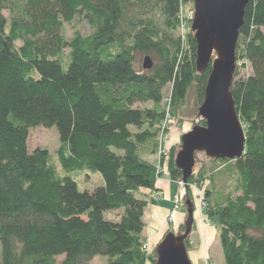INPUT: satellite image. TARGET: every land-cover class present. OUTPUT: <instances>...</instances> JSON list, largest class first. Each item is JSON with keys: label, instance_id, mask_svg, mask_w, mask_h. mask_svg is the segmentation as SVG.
<instances>
[{"label": "trees", "instance_id": "obj_1", "mask_svg": "<svg viewBox=\"0 0 264 264\" xmlns=\"http://www.w3.org/2000/svg\"><path fill=\"white\" fill-rule=\"evenodd\" d=\"M189 3L0 0V264H144L141 192L158 191L149 158L167 142L160 124L185 114L191 92L198 109L209 74L196 72L195 41L180 30ZM78 21L89 33L67 37ZM136 54L151 68L137 67ZM235 55L251 70L230 88L245 152L213 160L221 166L210 169L204 212L220 228L223 264H264V0L245 6ZM37 126L56 128L61 172L47 149L29 150ZM174 156L166 167L177 180ZM76 171L103 184L80 191Z\"/></svg>", "mask_w": 264, "mask_h": 264}, {"label": "water", "instance_id": "obj_2", "mask_svg": "<svg viewBox=\"0 0 264 264\" xmlns=\"http://www.w3.org/2000/svg\"><path fill=\"white\" fill-rule=\"evenodd\" d=\"M249 0H192L193 16L190 33L196 44L195 69H209L204 96L197 115L204 125H195L181 135L174 165L183 182L191 177L195 155L204 153L212 160L238 159L245 152V133L236 112L231 93L236 64V45L243 25L244 10ZM152 61L144 56L143 69ZM186 219L183 230L167 232L155 247L154 264H192L185 241L192 232L193 203L184 202Z\"/></svg>", "mask_w": 264, "mask_h": 264}, {"label": "rangeland", "instance_id": "obj_3", "mask_svg": "<svg viewBox=\"0 0 264 264\" xmlns=\"http://www.w3.org/2000/svg\"><path fill=\"white\" fill-rule=\"evenodd\" d=\"M183 12L185 13L186 18L182 20L184 25V30H181V33L186 35L190 32V26L193 16V3H189L183 7ZM6 15L7 13L4 12ZM66 29V36L70 37L75 31H79L81 34H87L90 31V28L85 22H74L72 25H65ZM146 56V55H145ZM144 55L136 54V65L137 67H141L143 62ZM151 59V58H150ZM152 61V60H151ZM237 76L236 79L239 77H246L251 74L250 67L245 60H237ZM171 85L168 84L164 88V98L162 101V107H164L165 101L170 93ZM134 106L138 108H149L152 106L151 102L147 103H136ZM185 114L174 117L172 122L168 124V132H169V140L165 143L164 149L162 153L156 155L153 162L160 161V173L157 175L158 181H167L174 186V191L171 199V206L169 207L167 214L165 216L163 225L160 229L156 230V227L151 226L149 223L148 215L150 213L151 206L155 205V200H152L150 196L141 194L148 199L149 203L145 207V212L143 214L144 220L149 221L144 225V234L141 235L142 240L144 242V249H145V262L144 264H154L156 260L155 255V247L161 238L167 232H173L177 234L179 231L183 230L184 222L186 219V211L184 202L186 199H190L193 203V225H192V232L189 236L188 240V253L191 257V260L195 264H223V254L222 249L220 246L219 241V233L220 228L218 224L212 222L208 217L207 214L204 212L206 204L204 203V194L205 190L209 183L210 177V169H215L217 166H221L218 164L219 162H214L213 160L209 159L205 156L204 153H197L195 155V165L193 167V177L192 181L183 182L182 179L173 180L167 169V164L169 161L171 149L174 150V154L179 149L181 144L180 137L182 134L187 133L192 129L195 125H204V121L200 119L197 115V103L196 97L191 92L189 93L187 100H186V107H185ZM60 142L58 139V134L55 127L44 128L42 126H37L34 128L29 129L28 134V148L29 150H33L35 148H44L47 149L49 152L51 159L57 166L59 172L60 166L57 161V150L59 149ZM175 157V156H174ZM151 161L152 159L149 158ZM156 164V163H155ZM215 167V168H214ZM157 173V172H156ZM85 172H72L71 177L76 181L77 188L80 191L83 190H93L103 184V179L99 173H90L89 176L86 175ZM192 178V177H191ZM218 184H222L223 180L216 179ZM221 186V185H219ZM157 198H159L158 193L156 194ZM152 201V202H151ZM118 214L117 211L112 212L111 214L105 213V217L107 219L113 220L115 216ZM143 220V222H144ZM148 229L154 230L156 234L153 236L152 241L147 239V232ZM199 256L200 260L196 259ZM63 256L57 258V264H59L60 260ZM93 264H105L106 257L104 256H96L92 262Z\"/></svg>", "mask_w": 264, "mask_h": 264}, {"label": "crops", "instance_id": "obj_4", "mask_svg": "<svg viewBox=\"0 0 264 264\" xmlns=\"http://www.w3.org/2000/svg\"><path fill=\"white\" fill-rule=\"evenodd\" d=\"M150 159H152L151 161L155 160L154 157ZM155 186L158 189V191L142 190L143 194L150 196V198L152 200H155L156 202V204L151 206L150 210H148L150 211L148 215L150 222L148 220L146 222V220H144V216H143V220H144V225L149 222L151 226H154V228L156 227L155 231H157L158 229L162 227L167 211L169 207L171 206V199H172V195L174 191V186L171 185L170 183H167V181H158V180ZM157 193L158 195H160L158 196L159 198H157V195H156ZM144 229L145 228H143L141 235L144 234V231H145ZM155 231L153 229L152 230L148 229L146 236L149 241V244H150V241H152L153 236L156 234ZM188 256H189V259L191 260L189 253H188ZM196 259H198V262L201 261L199 256L197 257V255H196ZM191 262L192 264H195L193 263L192 260Z\"/></svg>", "mask_w": 264, "mask_h": 264}, {"label": "built area", "instance_id": "obj_5", "mask_svg": "<svg viewBox=\"0 0 264 264\" xmlns=\"http://www.w3.org/2000/svg\"><path fill=\"white\" fill-rule=\"evenodd\" d=\"M168 118L164 119L161 124H160V137H159V140H160V143L162 142V144L164 143L165 140H169V134L167 132V129H168ZM161 145V144H160ZM164 149V146L159 148V153H162ZM156 166V171H157V174L160 173V161H157V163L155 164Z\"/></svg>", "mask_w": 264, "mask_h": 264}]
</instances>
